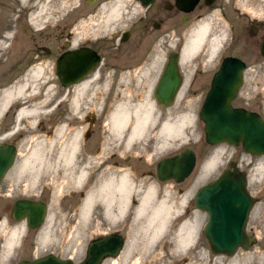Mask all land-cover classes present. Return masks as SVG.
<instances>
[{
	"label": "rangeland",
	"instance_id": "1",
	"mask_svg": "<svg viewBox=\"0 0 264 264\" xmlns=\"http://www.w3.org/2000/svg\"><path fill=\"white\" fill-rule=\"evenodd\" d=\"M32 3H29L28 6L30 5L31 7ZM79 3L84 5L85 0H48L46 11L49 14H44L39 25L33 27L27 19L28 14L31 12L30 7L24 8L18 0H0V24L5 25L8 19L10 22L9 28L14 33V37L8 38L4 48L0 50V92L4 88L18 82L28 70L30 64L26 63L28 62L26 61V55L36 40L41 38L40 34L43 33V29L47 28L49 33L54 35V29L58 27L63 18L70 17L71 12ZM236 5L241 9L251 11L255 15L264 13V1L262 0H239ZM232 9L233 7L230 6L229 10ZM105 16L106 11H100L97 16L90 14L83 16L80 20V29L83 32H91L93 28L100 30L106 28L107 26L103 23ZM207 21L211 23L209 34L218 35L220 28L219 14H209ZM199 23L200 21L193 20L186 28L189 31ZM2 31L1 28L0 36H2ZM40 43L42 44L43 42L41 41ZM13 44H15L14 48ZM44 44L50 46L49 42ZM216 56L211 61L204 63V67H210ZM45 60H47L43 64L45 74L33 83L36 85L37 94L29 102L32 105L46 99L41 109L44 113H40L34 123H32L33 120L27 118L21 120L17 130L12 135L0 139V142H9L17 147L14 165L8 170L0 183V264H16L22 259L29 260L48 254L78 263L85 259L86 248L91 240L111 233L122 235L125 243L117 256L105 258L101 264H264V195H260V202L254 206L250 216L248 229L251 224L256 226L255 234L258 240L249 249L240 248L232 256L215 255L211 252L209 244L202 233L207 213L197 209L193 203L195 192L200 186L214 180L231 161H234L235 166L241 171L247 172V177L249 178L248 187L251 191L264 187V173L263 175H256L254 174L255 169L250 170L251 172L247 171L245 158H250V156L242 150L241 146L227 143L212 146L206 143L203 129L204 123L199 117V111L209 89V84L204 83L199 76L195 79V82L187 80L191 75V66L185 67L186 79L178 96L170 106H160L156 102L155 97L152 96L162 115L169 111L175 119L181 114H188L191 118L190 122L184 124L183 134L174 138V146L162 152L152 150L144 142L136 143L130 146L129 149L125 148L123 141L117 144L118 140L114 135L111 136L108 130V113L105 117H101L104 114L102 111L103 106L107 102H115V100L120 98L138 101L146 95L150 96V86L153 85L154 87V83L146 82L142 84V89L138 90L134 88L135 83L133 82L114 84L116 85L113 89L115 95L111 98L105 97L107 90L104 89L105 85L101 84L95 89L92 87L87 90L84 96L81 95L80 107L82 112L85 108L84 106H87L94 117L97 118L96 134H101L104 140L110 139L111 143H116L113 148H117L126 158L125 164L119 166L120 169L128 170L131 178H134L138 185H156L161 195L168 191L177 202L175 206H179L177 201L179 196L187 195L185 207L182 208V217L190 218L193 211L197 210L199 212V231L194 246H188L183 250L177 249L175 246L174 234L181 221L180 217L171 224L170 238L167 236L163 237L147 246L143 244L144 242L141 238L139 239V246H137L139 249L133 248L127 254L126 252L132 243L133 209L129 210L127 216L110 220L104 216L101 204L96 202L91 209L90 215L87 218L81 217L79 211V198L81 196L73 194V190L77 188L74 178L72 175L65 173L66 170L62 169L60 163L55 164L56 166L53 169L41 171L34 182H32V175L28 171H25L24 175L20 176L18 173L20 163L30 151L32 144L36 141L45 143L46 135L53 136L54 129L60 125V120L62 119L60 109L62 105L64 104L65 106L66 103L69 107V111L65 115L68 114L70 118L73 117V109L75 108L72 105L73 93L70 94L69 99H60V88L54 80L53 68L48 61L50 59L46 58ZM250 67L251 70L247 72L246 81L243 85L244 93L234 99L232 103L234 106L251 108L254 107L260 98L261 100L258 103L261 105L260 111L264 115V72L262 71L259 74L261 75L260 78H257L256 73L252 71L256 67ZM46 76H49L50 79L46 80ZM253 76L254 78H252ZM114 85H111V87ZM49 87H51V90L47 92ZM92 92H94V95ZM25 93H31L30 87ZM254 94L259 96L255 99L253 98ZM20 106V103L17 102L0 115V137L15 125L14 117ZM70 133V128L65 129L63 141L69 137ZM58 140L57 138V142ZM111 143L106 142L109 146L112 145ZM185 147H190L196 153V165L192 173L180 183H176L173 180H157L154 174V163L164 156L178 153ZM217 147H223L225 150L220 158L219 168L206 174L201 181L196 182L204 161ZM149 148L150 150H148ZM141 149L142 152L139 153ZM260 158L264 160L263 156ZM253 160H259V158ZM116 170L107 169L106 173L116 174L118 172ZM103 175L105 174L99 175L96 182ZM17 198L40 200L47 204V218L40 227L31 230L26 227L25 221L13 219L12 207L14 200ZM132 205L135 206V204ZM139 222L143 224L145 221L141 220ZM2 224H4L3 227ZM22 224L25 226L24 234L13 247L9 256H5L3 254L4 242L8 231L14 227H22ZM45 233L47 238L40 243V237ZM256 250L260 251L257 252Z\"/></svg>",
	"mask_w": 264,
	"mask_h": 264
},
{
	"label": "flooded vegetation",
	"instance_id": "2",
	"mask_svg": "<svg viewBox=\"0 0 264 264\" xmlns=\"http://www.w3.org/2000/svg\"><path fill=\"white\" fill-rule=\"evenodd\" d=\"M114 1L94 0L90 3L85 0L84 5L79 3L71 12L70 17L63 18L58 27L54 29V35H51L47 28H44L43 33L40 34L41 38L36 40L27 53L26 61L28 62L26 63L30 64L29 68L40 63L43 65L47 61L46 58L50 59L48 61L53 68L54 80L60 88V99H69L71 93L74 97L76 85L85 81H87V86L81 95L84 96L87 90L92 87L95 89L104 84V89L107 90L106 98L115 95L113 89L116 85L114 84L121 82L135 83L134 88L136 90L142 89V84L146 82L156 85L172 53H176L178 56L177 68L182 83L186 79L185 67L191 66V75L187 80L195 82L199 76L209 86L214 74L219 72V67L224 58L235 57L242 60L245 67L241 72V86L235 99L244 93L243 85L246 81L247 72L251 70L250 66L256 67L252 71L256 73L257 78H260L261 75L259 74L262 71L264 72V13L255 15L249 10L241 9L236 5L239 0H197L196 2L194 0H152L149 4H144L142 0H126L110 26L101 30L93 28L91 32H83L80 29V20L83 16L87 14L97 16L104 4L110 6ZM230 6L234 10H229ZM209 14H219V34H222V40L219 42L216 59L210 67L205 68L203 64L207 62V59L205 50H203L198 56H193L189 62L182 65L181 50L188 33L186 27L193 20L201 22L208 19ZM48 42L50 46L44 44ZM14 47L15 44H13ZM69 53H72L74 59L82 58L79 59L81 62L79 61L75 67H72V70L80 73L83 68L87 67L88 71L77 83L64 86L63 82L69 81V79L66 77L64 80L57 74L58 63L64 62ZM111 85L114 86L111 87ZM154 87L150 89L149 94L151 96H154ZM92 93L94 95V92ZM258 96L254 94L253 98L256 99ZM258 102L255 103L254 107L245 108L264 118L260 111L261 105ZM111 104L112 102L109 101L103 106L104 114L101 117L107 115ZM84 107L82 112L81 107L74 108L72 118L68 114L65 115L69 111L66 103L60 109L62 116L60 125L64 126L65 129L70 128L71 131L82 130L72 164L73 173L79 171L85 173L83 183L73 190L74 195L81 197L95 184L99 175L105 173L107 169L120 170L119 166L125 164L126 161L120 151L113 148L116 143H111L110 139L104 140L101 134H96L97 118L87 106ZM106 142L112 145L109 146ZM120 142L118 140L117 144ZM246 154L250 156L248 158L250 164H246L248 172L255 168V163L264 162L260 158L261 156ZM258 158L259 160H253ZM154 170H156V163H154ZM154 174L156 177V171ZM245 174L247 190L254 199L246 223V233L255 236L257 239L256 226L251 224V229H248V226L254 206L260 202V195H264V187L251 191L248 187V174L247 172ZM44 256L46 255L27 261H33ZM23 260L26 259L19 262Z\"/></svg>",
	"mask_w": 264,
	"mask_h": 264
},
{
	"label": "bare ground",
	"instance_id": "3",
	"mask_svg": "<svg viewBox=\"0 0 264 264\" xmlns=\"http://www.w3.org/2000/svg\"><path fill=\"white\" fill-rule=\"evenodd\" d=\"M18 1L24 8H26L29 3L31 4V2H33L31 7L30 5L28 6L30 7L29 9L31 12L28 14L27 19L31 26L37 27L44 14L47 13L46 4L48 3V0ZM93 1L94 0H88L90 3ZM124 1L126 0H115L110 6L104 4L101 7V12L106 11V16L103 20L104 25L110 26V23L115 21V17L116 15L118 16L121 11ZM207 20L208 19L201 21L196 25V27L190 29L186 34V40L181 50L182 65L189 62L193 56H198L203 50H205L207 62L215 58L219 42L222 40V34L210 35L209 31L211 23ZM9 24L10 22L8 19L5 25L0 24V29L2 28L3 30L1 34L2 36H0V50L4 48V44L8 38L12 36L14 37V33L10 30ZM70 54L72 53H69L68 55ZM67 56L64 62L58 63L57 74L60 78L64 76L62 79L67 77L65 74L61 75L63 72L61 69L63 63L65 66L66 61L69 60ZM71 59L75 61H73V65L68 68V70L76 75L78 74V71L72 70V67H75V64L79 61L81 62L79 59L82 58L74 59L72 57ZM44 74V65L41 63L32 65L23 74L18 82L4 88L0 92V115L3 114L11 105L17 102L21 105L14 117L15 125L7 133L3 134L0 139H4L12 135L17 130V126L21 120L27 118L33 120L32 123H34L39 114L44 113L41 109L43 108L46 99L32 105L29 104L31 98L37 94L36 85L33 83L36 80H39V78ZM45 79L49 80L50 77L47 76ZM86 86L87 81L76 85L74 88L75 95L72 99L73 107L77 108L81 106L80 97L82 92L86 89ZM28 87H30L31 93L26 94L25 91ZM50 88L51 87L47 89V92L51 90ZM151 88L153 89V85L150 86V89ZM179 92L180 90L176 93L175 98L178 96ZM107 117L110 135H114L115 138L121 142L123 141L125 148L129 149L130 146L136 143L144 142L145 145L148 144V147L150 146L152 150L160 152L173 147L175 144L174 138L182 135L184 132V124L191 121L188 114H181L176 119L169 111L162 115L151 95H146L138 101H130L126 98L115 100V102H112L110 106ZM81 131L82 130L71 131L69 137L63 141L65 127L59 125L54 129L53 136L46 135L45 143L42 141L34 142L30 151L23 157L20 163L18 170L19 175L21 176L25 173V171H28L32 175V182H34V180L39 177L41 171L53 169L56 166L55 164L60 163L62 169L66 170L65 173L70 176L72 175L76 186L79 187L85 179V173L84 171L73 173L72 164L77 151L78 139ZM57 138L59 139L58 142ZM58 144L60 145L58 146ZM56 148L58 149L56 150ZM150 148L148 150H150ZM224 151L223 147H217L211 152L210 156L204 161L201 173L196 182L201 181L206 174L214 172L219 168V161ZM140 152H142V149L139 153ZM245 159L246 164H250L247 160L248 158L246 157ZM255 165V168H253L255 169L254 174L261 175L264 171V162L255 163ZM106 172L104 173L105 175H103L100 180H98V182H96V184H94L79 200V211L81 217L87 218L96 202L101 204L104 216L110 220L117 219L121 216H127V214H129V210L133 209L132 219L134 220V227L132 243L131 247L128 248L126 252L127 254L133 248L139 249L137 246H139V239L141 238L144 242L143 244L146 246L155 243L163 237L167 236L170 238V227L172 222L181 217V221L174 234L175 246L177 249L182 250L186 249L188 246H194L199 231V212L197 210L193 211L190 218L182 217V208L185 207L187 199L186 194L177 198L179 206H175L177 202L173 197H171L168 191H165V193L161 195L157 190L156 185H138L136 180L131 178V175L126 169H120L116 174ZM219 175L217 177H219ZM132 204H135V206ZM12 217L14 219V214ZM46 218L47 211L43 223ZM141 220H144L145 222L143 224H140V222L138 223V221ZM16 221H25L26 227L31 229L27 225L26 217ZM3 226L4 224H2V227ZM38 227L31 230L37 229ZM134 228H136L135 231ZM24 230L25 226L22 224V227H14L8 231L4 242L3 254L5 256H9L13 247L24 234ZM46 238L47 234L45 233L40 237V243L44 242ZM256 240L257 239H255V241ZM256 251L259 252L260 250ZM126 253L125 255H127Z\"/></svg>",
	"mask_w": 264,
	"mask_h": 264
},
{
	"label": "water",
	"instance_id": "4",
	"mask_svg": "<svg viewBox=\"0 0 264 264\" xmlns=\"http://www.w3.org/2000/svg\"><path fill=\"white\" fill-rule=\"evenodd\" d=\"M142 1L149 4L152 0ZM67 57L69 60L61 68V75L65 74L69 79L63 82L64 86L77 83L88 71L86 67L74 75L68 70L74 61L71 59L72 54ZM244 67L245 63L239 58L223 59L219 72L214 74L202 101L199 117L204 123L207 144L227 143L241 146L244 152L251 155L264 156V119L258 113L236 107L232 103L241 86ZM181 86L177 55L172 53L154 88L157 103L163 107L170 106ZM16 154L15 145L0 142V182L13 166ZM195 164V151L185 147L156 163V177L159 181L173 180L180 183L192 173ZM193 203L196 208L207 213L202 233L213 254L232 256L239 248L247 250L255 243V237L246 233V223L254 199L247 190L245 172L237 168L234 161L229 162L219 177L196 190ZM46 211L47 204L28 199L16 200L13 206L14 219L26 217L31 229L43 223ZM124 243L122 235L111 233L91 240L86 248L85 259L78 263L48 254L33 261L23 260L18 264H101L105 258L116 256Z\"/></svg>",
	"mask_w": 264,
	"mask_h": 264
}]
</instances>
